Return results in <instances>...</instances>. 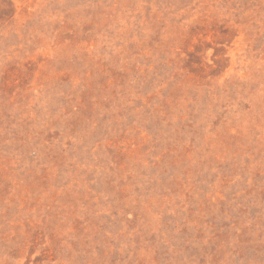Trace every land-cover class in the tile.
<instances>
[{"label":"rangeland","instance_id":"1","mask_svg":"<svg viewBox=\"0 0 264 264\" xmlns=\"http://www.w3.org/2000/svg\"><path fill=\"white\" fill-rule=\"evenodd\" d=\"M0 264H264V0H0Z\"/></svg>","mask_w":264,"mask_h":264}]
</instances>
